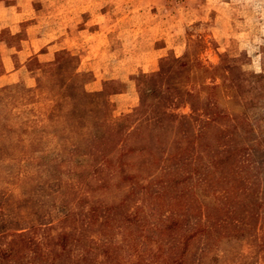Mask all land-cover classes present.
Segmentation results:
<instances>
[{
	"label": "rangeland",
	"instance_id": "1",
	"mask_svg": "<svg viewBox=\"0 0 264 264\" xmlns=\"http://www.w3.org/2000/svg\"><path fill=\"white\" fill-rule=\"evenodd\" d=\"M77 11L98 65L55 50L25 66L30 86L0 81V246L66 233L120 245L125 259L120 213L140 209L152 239L169 217L200 230L185 264H264V0H85ZM121 204L100 234L102 209Z\"/></svg>",
	"mask_w": 264,
	"mask_h": 264
},
{
	"label": "trees",
	"instance_id": "2",
	"mask_svg": "<svg viewBox=\"0 0 264 264\" xmlns=\"http://www.w3.org/2000/svg\"><path fill=\"white\" fill-rule=\"evenodd\" d=\"M162 195L163 192L155 195L154 200L160 199ZM181 198L177 195L176 201ZM122 207L123 204L102 209L104 220L100 223V225L103 224L99 229L100 234L107 236L111 228L110 221L113 219V213L119 208L122 211ZM141 211L135 209L133 213H120L122 221L118 228L129 254L125 259L121 255L122 247L112 243L100 244L91 239L73 238L71 234L66 233L42 242L24 233H12L11 239L0 246V264H7L9 261H13L14 264H185L184 254L189 245V240L200 230L196 227L188 233H183L181 220L178 217H169L160 225L151 227L157 235L155 239H152L145 233L150 227L139 216ZM99 212V209L92 207L89 212L82 215L85 223L80 228L84 234L88 232V229L91 230L95 226L94 223L97 221ZM179 230L180 233L177 234ZM176 235H178L177 238H175ZM163 238L171 241L168 247L169 254L164 257L161 254L163 252L161 246ZM144 241L149 244L146 249L141 247V243ZM74 243L82 248L81 253L76 251ZM151 245H154L153 249H151ZM28 252L31 255L23 262L24 254ZM91 252H94L93 256L90 255Z\"/></svg>",
	"mask_w": 264,
	"mask_h": 264
},
{
	"label": "crops",
	"instance_id": "3",
	"mask_svg": "<svg viewBox=\"0 0 264 264\" xmlns=\"http://www.w3.org/2000/svg\"><path fill=\"white\" fill-rule=\"evenodd\" d=\"M83 3L85 0H0V81L30 86L25 66L55 50L75 49L83 66L98 65L94 59L102 50L96 38L86 42L87 29L75 24Z\"/></svg>",
	"mask_w": 264,
	"mask_h": 264
}]
</instances>
